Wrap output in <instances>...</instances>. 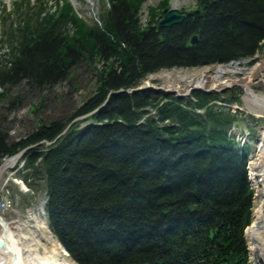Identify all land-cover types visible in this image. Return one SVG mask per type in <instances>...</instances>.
<instances>
[{
  "label": "trees",
  "instance_id": "16d2710c",
  "mask_svg": "<svg viewBox=\"0 0 264 264\" xmlns=\"http://www.w3.org/2000/svg\"><path fill=\"white\" fill-rule=\"evenodd\" d=\"M144 1L107 0L90 22L69 0H15L2 11L0 97L70 81L82 60L96 69V88L19 141L0 123V163L34 144L14 169L45 191L48 227L76 264H248L249 141L229 130L254 115L231 111L227 97L128 90L162 68L254 56L264 47V0H196L164 27L156 18L168 0L142 24Z\"/></svg>",
  "mask_w": 264,
  "mask_h": 264
},
{
  "label": "rangeland",
  "instance_id": "374dc122",
  "mask_svg": "<svg viewBox=\"0 0 264 264\" xmlns=\"http://www.w3.org/2000/svg\"><path fill=\"white\" fill-rule=\"evenodd\" d=\"M69 1L73 2L74 8L81 18L90 22L100 16L102 7L106 4L107 0ZM175 1L179 3L176 8L183 11L192 9L196 2V0H168L167 7L163 9L164 12L166 9L173 7ZM3 2L9 4V0H0V11ZM160 2L161 0H145L141 4L139 14L142 24H145L149 17L148 9L150 7L158 8ZM263 61L264 47L258 50L252 57L231 60L227 63H215L195 67L176 66L162 68L147 74L139 81L136 87L130 88L128 92L148 91L158 98L174 96L193 102L196 101L194 93L216 95L220 98L227 97L230 99L229 102L231 105L229 108L231 111H237L238 114L242 113L244 116L248 113L253 114L255 121L251 119L245 123V126H235L232 130L233 133H231L235 134L237 137L236 139L241 140L240 142L249 141L250 153L247 154V171L249 176V161H251V158L254 157L255 154L264 152V112L253 110L251 105L245 101L244 95L246 94V88L241 85L239 81L248 76L255 65ZM95 66L97 68L98 63H96ZM228 81H235V83L227 84L226 82ZM219 83H223L222 85H226V87L217 91H208ZM251 87L256 95H264V70L258 73V76L252 81ZM95 88L96 69L82 60L72 72V79L70 81H64L61 84L55 85L41 92V95L32 92L26 93V89L21 92L14 89L9 90L8 95L0 97V123L7 129L10 140L14 142L19 141L36 131L42 121L48 123V121L54 120L55 118H64L71 114L85 99L94 94ZM197 88L207 91L202 92ZM13 98H15V100ZM40 99H42V105H39ZM218 103L222 104L216 102L215 105L218 106ZM223 104L227 105V103ZM226 108H228V106ZM75 121H78V119L71 120L69 122L70 124L68 123L56 137L49 141V144L56 141V139L65 133ZM250 130L253 131V133L251 132L252 134ZM44 144L48 145L45 142ZM30 148L26 149L25 147L20 151L24 150V153ZM23 153L11 167L0 172V200L6 199L8 202L7 210H0V215L10 223L15 222L17 224H22L24 232H31L32 235L41 236L43 239L46 238L49 231L54 242L57 243V238L48 227V217L44 209L47 200L45 191H39L36 186L30 188L29 185L22 181L24 171L19 174L18 170L14 169L17 162L23 156ZM22 165L23 162L20 163L18 167H22ZM253 191L252 212L254 214L255 208L262 203L261 198L257 196L258 193L255 188H253ZM1 230L0 226V231ZM245 239L246 243H248L247 246H249L247 247L249 255L248 264H259L256 256L251 250L247 237ZM60 245L59 248H62L63 246L61 245V247ZM69 259L72 261L68 255V260ZM72 262L76 264L74 261Z\"/></svg>",
  "mask_w": 264,
  "mask_h": 264
},
{
  "label": "bare ground",
  "instance_id": "6f19581e",
  "mask_svg": "<svg viewBox=\"0 0 264 264\" xmlns=\"http://www.w3.org/2000/svg\"><path fill=\"white\" fill-rule=\"evenodd\" d=\"M178 4L175 1L173 7H177ZM261 70H264V61L255 65L251 73L239 83L246 88L245 101L253 110L264 112V95H256L251 87L252 81ZM226 83L233 84L235 81ZM222 84L213 87L218 88ZM249 162V180L257 191V196L261 198L262 204L254 210L253 222L246 230V237L257 262L264 264V152L255 154ZM12 164V160L6 158L2 162V169L9 168ZM0 226L2 229L0 238L5 244L0 247V264H74L70 259L68 260L66 250L58 242H54L49 231L43 239L41 236L32 235L31 232H24L22 224L0 220ZM59 245L62 248H59Z\"/></svg>",
  "mask_w": 264,
  "mask_h": 264
},
{
  "label": "water",
  "instance_id": "95a60500",
  "mask_svg": "<svg viewBox=\"0 0 264 264\" xmlns=\"http://www.w3.org/2000/svg\"><path fill=\"white\" fill-rule=\"evenodd\" d=\"M185 17V11L181 10V9H178L176 7H170L168 9L165 10L164 14H162L161 16L157 17L156 19V23L158 26L160 27H164V26H170L172 24H175L177 22H180L184 19ZM196 41V35H193L190 39V42L191 43H194ZM226 85H222L221 87L219 88H210V90L208 91H217L219 89H223L225 88ZM198 90H201L202 92H206L207 90H203L201 88H197ZM103 105V103L98 106L96 109L92 110L91 112L87 113V114H83V115H80L78 117H75L74 119L72 120H76V119H82L83 117H85L86 115L88 114H91L93 113L95 110H97L98 108H100L101 106ZM70 124V123H69ZM46 144H49L50 142L49 141H45ZM34 144H31L29 146L26 147V149L32 147ZM24 150L22 151H19L17 152L16 154H13L11 156H8L7 158H10L12 160V163L14 164L16 162V160L20 157V155L23 153ZM3 171L2 169V162L0 163V172ZM0 220H5L3 217L0 216ZM5 244H4V241L0 238V247H3Z\"/></svg>",
  "mask_w": 264,
  "mask_h": 264
},
{
  "label": "built area",
  "instance_id": "2783aa9c",
  "mask_svg": "<svg viewBox=\"0 0 264 264\" xmlns=\"http://www.w3.org/2000/svg\"><path fill=\"white\" fill-rule=\"evenodd\" d=\"M8 208V202L6 199L0 200V210H4Z\"/></svg>",
  "mask_w": 264,
  "mask_h": 264
}]
</instances>
